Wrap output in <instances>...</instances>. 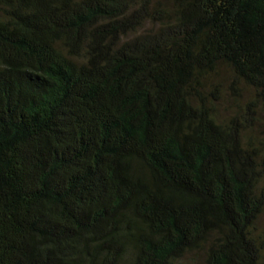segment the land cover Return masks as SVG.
<instances>
[{
  "label": "trees",
  "instance_id": "trees-1",
  "mask_svg": "<svg viewBox=\"0 0 264 264\" xmlns=\"http://www.w3.org/2000/svg\"><path fill=\"white\" fill-rule=\"evenodd\" d=\"M264 0H0V264H264Z\"/></svg>",
  "mask_w": 264,
  "mask_h": 264
},
{
  "label": "rangeland",
  "instance_id": "rangeland-1",
  "mask_svg": "<svg viewBox=\"0 0 264 264\" xmlns=\"http://www.w3.org/2000/svg\"><path fill=\"white\" fill-rule=\"evenodd\" d=\"M263 224H264V221H259V229L262 228L261 226H263Z\"/></svg>",
  "mask_w": 264,
  "mask_h": 264
}]
</instances>
